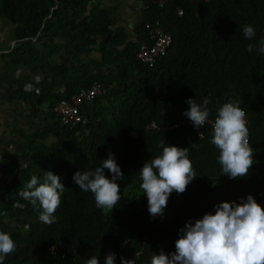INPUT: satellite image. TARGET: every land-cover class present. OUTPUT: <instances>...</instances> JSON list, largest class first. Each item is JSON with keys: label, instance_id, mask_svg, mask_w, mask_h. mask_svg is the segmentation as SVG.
Here are the masks:
<instances>
[{"label": "trees", "instance_id": "16d2710c", "mask_svg": "<svg viewBox=\"0 0 264 264\" xmlns=\"http://www.w3.org/2000/svg\"><path fill=\"white\" fill-rule=\"evenodd\" d=\"M139 1L137 36L126 42L125 33L111 30L112 11L91 6L89 0H0V16L16 24L14 46L0 53L1 63L41 72L52 86H9L10 94L29 105L31 113L92 82L104 86L103 93L92 97L89 111L82 109L84 123L59 124L50 109L31 133L15 130L24 143L21 150L1 154L0 172L9 177L0 184V231L10 234L17 246L3 264H86L92 255L99 259L106 247L115 250L120 264L121 257L137 251L148 261L159 249H175L186 218L214 213L220 202L239 203L251 194L264 207V54L247 51L248 44L264 39V0H166L161 7ZM156 20L171 40L165 54L148 67L134 53L146 40V25ZM245 25L255 28L251 40L243 35ZM38 36L42 47H59L75 62L94 48L104 71L91 72L81 61L74 68L43 62L32 43ZM59 39L62 43L56 42ZM188 98L199 104L207 99L211 120L228 101L245 111L254 152L247 177L222 174L208 125L202 127L203 138L188 125L166 127L184 115ZM111 99L118 102L119 113L108 112L109 120L102 102ZM150 122L154 126L146 128ZM161 140L187 147L197 176L184 193H171L163 216L153 217L139 170L162 153ZM109 153L124 173V179L117 180L121 200L111 212L97 208L94 195L81 191L72 179L76 171H94ZM44 171H52L65 185L52 224L39 221L38 210L19 196L32 175L42 182ZM104 173L111 179L108 169ZM24 214L29 220L18 225ZM49 244L60 247L51 252Z\"/></svg>", "mask_w": 264, "mask_h": 264}, {"label": "clouds", "instance_id": "9594fccd", "mask_svg": "<svg viewBox=\"0 0 264 264\" xmlns=\"http://www.w3.org/2000/svg\"><path fill=\"white\" fill-rule=\"evenodd\" d=\"M242 31L249 40L256 35L251 25H245ZM253 50L264 54V39L258 44L247 45L248 52ZM186 103L189 108L184 115L194 127L202 128L210 115L209 101L204 99L203 104H199L188 98ZM199 138H203L201 132ZM210 143L219 150L222 174L232 179L249 175L254 152L249 144L246 113L238 103L228 101L219 107ZM159 147L162 153L146 161L139 170L140 188L147 196L148 210L153 217L163 216L171 193H184L197 176L187 147L166 145L163 140ZM104 169L111 172V179ZM72 179L81 191L94 195L97 208L111 212L121 200L117 180L124 179V173L112 153L94 171H76ZM64 191L61 178L52 171H44L42 182L32 175L19 196L38 210L39 221L52 224ZM215 209L214 213H205L194 223L186 222L175 241V251L170 254L154 252L150 264H264V207L249 194L239 203L220 202ZM16 247L10 234L0 231V264ZM121 262L129 264L124 257ZM86 264H99V260L92 255ZM105 264H115V253L107 254Z\"/></svg>", "mask_w": 264, "mask_h": 264}, {"label": "built area", "instance_id": "2783aa9c", "mask_svg": "<svg viewBox=\"0 0 264 264\" xmlns=\"http://www.w3.org/2000/svg\"><path fill=\"white\" fill-rule=\"evenodd\" d=\"M166 0H151L153 4L156 6H163ZM207 1V0H205ZM177 13H180V10L177 9ZM146 40L138 43L137 48L134 53V57L136 60L140 61L146 66H152L157 59L163 56L166 52L170 44V34L165 31L162 26L158 23V21H154L153 24L146 25ZM104 92V86L97 83L92 82L90 86L85 89H80L78 92L71 94L67 98H60L51 106V110L57 116V120L59 124H64L68 126H74L78 123H84L85 118L82 115V109L84 110V104L89 103L94 95L101 94ZM214 120L208 118L206 123L203 126L208 125L212 132ZM180 125H188L191 130L195 133L196 136L199 137V133L202 134V128H196L193 126L192 122L188 117L182 115L175 122L167 124V128H175ZM153 122H150L146 125V128L153 127ZM202 126V127H203ZM205 213H212V211H203L196 216H191L186 218L187 221H196L203 217ZM60 244H49L48 248L51 252L58 250ZM164 251L166 254H170L175 249L173 248H162L159 249L156 253ZM115 253V264H120L119 259L116 255V252L111 247H106L102 250L99 256V264H105V258L107 254ZM140 251L135 252L132 255H129L125 259L129 260V264H150V259L148 261H143L139 256Z\"/></svg>", "mask_w": 264, "mask_h": 264}, {"label": "crops", "instance_id": "0c3cea01", "mask_svg": "<svg viewBox=\"0 0 264 264\" xmlns=\"http://www.w3.org/2000/svg\"><path fill=\"white\" fill-rule=\"evenodd\" d=\"M89 4L91 6L96 5L98 7H104L106 9H110L112 11L113 18H114V23L111 27V30L113 32L120 31V32L125 33L126 42H131L136 39L137 35L135 32V29L142 19V5L139 0H89ZM6 39H8V35L6 34V32L4 33L3 29L0 28V48L5 46ZM56 42L62 43V40L59 39ZM93 49H91L86 55L78 56L79 61L77 62H75L71 57H69L68 55L62 52L60 54L58 53L59 55H56V57H54L55 58L54 60H51L50 58V61H54V63H58V64H64L71 68H74L76 65H79V62L81 61L89 65V69L91 72L104 71V69L99 65V62L101 60L100 54L97 53ZM14 85L15 83H11V84L9 83L7 84V88H9V86H14ZM45 86H47L46 88L51 87L49 82L47 83V85L42 84L41 87L45 88ZM5 95L6 96L4 99L0 98L1 99L0 100V119H2L3 117L8 118L9 115L14 116L13 114H15L16 116H18L20 113L21 114L24 113V111L22 110L23 102L15 99L10 94L9 89H7ZM43 105H41L42 106L41 108L40 106L39 108H37L39 112L38 116L36 115L37 117H35V115L31 113V107L28 105L30 109L28 110L27 114H29L30 116H26V119H28V121H31V119L37 118L35 128L42 125L47 112L51 109L50 104L47 103ZM45 109H47L48 111H44ZM89 109H90L89 103H85L84 110L89 111ZM0 124H1V121H0ZM22 131L24 132L25 130L23 129ZM32 131L33 129L32 130L29 129L28 131H25L24 133H29V132L31 133ZM8 133L15 135V138L14 140L10 142H9V137L3 138V139L0 138V156L3 152L14 153V152H18L19 150L23 148L24 143H23V140H21L20 136L17 133H13L10 131ZM0 135H4L2 131Z\"/></svg>", "mask_w": 264, "mask_h": 264}, {"label": "rangeland", "instance_id": "374dc122", "mask_svg": "<svg viewBox=\"0 0 264 264\" xmlns=\"http://www.w3.org/2000/svg\"><path fill=\"white\" fill-rule=\"evenodd\" d=\"M15 26H16L15 23L10 22L8 19H6L2 16L0 17V28L3 29L4 33L6 32V34L8 35V39H6L5 46L0 48V53L7 52L14 46V40L12 38V31H13ZM39 40H40V38L38 36L36 39L33 40L32 43H33V46L35 47V49L39 52L38 53L40 56L39 58H41L43 60V62L46 61V62L53 63L54 61H50V58H51V60H54L55 59L54 57H56V55H59L61 52L64 53L63 50L59 47L54 46V49H51V47L49 46V43H47L46 46L42 47L41 43H39ZM76 66H78V65H76ZM9 74H10V76H9ZM43 79L44 78L42 77L41 72H33L32 73V71H30V69L28 67H25V66H14L11 68H7L0 61V98L1 99L5 98V96H6L5 93H6L7 89H9V88H7V84H9V83L10 84L15 83V85H17L19 83L22 86H24L25 89L39 90L40 88H42L41 87L42 84L47 85V83H48L47 80H45V79L43 80ZM46 87L47 86H45V88ZM47 89H52V86L50 88H47ZM53 89L55 90L57 88L55 87ZM102 104H104V106L106 108L103 111V115L107 119L109 118V120H111L110 116L107 115L108 112L114 111L116 114H117V112L119 113V105H118L117 101H114L111 99V100H108L106 102H102ZM41 107L42 106H40V108ZM37 108H39V106ZM29 109H30L29 106L27 104L23 103L22 110L24 111V113H22V114L20 113L18 116H16L15 114H13L14 116L9 115L8 118L3 117L2 119H0V121H1L0 133L2 131L4 134V135H0L1 136L0 138L3 139V138L9 137V142H10V141L14 140V138H15V135L8 133L9 131L11 132L12 129L14 130L13 133L15 132V130H23L24 129L25 131H28L29 129L30 130L36 129L35 127H36L37 118L31 119V121H28V119H26V116H30L29 114H27ZM44 111H48V110L45 109ZM32 114L35 115V117H37L39 112H36V114L35 113H32ZM52 139H53L52 137H49L47 140H52ZM10 147H12V146H10ZM14 153H16V152H14ZM8 177H9L8 174H1V172H0V184H2L4 181H7ZM27 220H29V218L25 214L21 215L19 217V219L17 220V224L21 225V223H23ZM7 221L10 223L12 222L10 220H7Z\"/></svg>", "mask_w": 264, "mask_h": 264}]
</instances>
